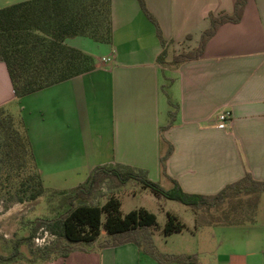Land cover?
Returning a JSON list of instances; mask_svg holds the SVG:
<instances>
[{
  "label": "crops",
  "instance_id": "crops-1",
  "mask_svg": "<svg viewBox=\"0 0 264 264\" xmlns=\"http://www.w3.org/2000/svg\"><path fill=\"white\" fill-rule=\"evenodd\" d=\"M18 1L0 0V7ZM144 1L164 47L137 0H111L112 38L92 40L89 51H101L92 70L17 98L0 60V106L19 103L18 119L44 186L69 191L96 167L116 164L145 169L164 188L175 181L195 194L216 193L245 172L264 180V0H248L239 22L220 25L198 58L176 66L168 64L173 53L198 44L209 12H231L235 0ZM69 39L74 40L66 38V44L81 49ZM163 49L165 63H160ZM173 105L175 118L161 129ZM225 109L232 117L220 126L218 113ZM162 138L172 145L166 175L159 162ZM186 225L164 234H179L185 242L180 249L156 248L194 253L197 264H264V224L223 225L227 232L219 229L215 243L202 249L196 244L195 216L193 225ZM192 241L193 246L186 244ZM98 242L46 264H163L134 242L102 247Z\"/></svg>",
  "mask_w": 264,
  "mask_h": 264
},
{
  "label": "trees",
  "instance_id": "trees-1",
  "mask_svg": "<svg viewBox=\"0 0 264 264\" xmlns=\"http://www.w3.org/2000/svg\"><path fill=\"white\" fill-rule=\"evenodd\" d=\"M143 13L156 28L161 45L165 39L156 18L144 0H137ZM248 0H235L231 12H209L208 26L201 32L198 44L174 53L170 65L196 59L206 43L224 23L239 22ZM86 36L96 42L109 43L112 38L111 0H22L0 7V60L6 65L15 97L20 98L47 86L64 81L95 68L94 57L73 46L65 39ZM165 50L157 60L165 63ZM174 110H169L171 125ZM165 142L159 162L166 175V160L172 151ZM135 179L149 186L156 194L191 206L195 212V228L204 224L236 225L255 221V210L264 180L249 172L213 194H195L183 191L174 181L166 189L147 176L145 169L129 165H104L93 169L88 179L78 188L67 190L47 189L36 161L29 135L20 119L4 106H0V202L36 201L46 194L61 197V211L49 217L30 221L27 234L0 244V264H46L66 257L75 249H86L104 230L106 238L98 246L134 242L159 263L179 262L197 264L194 253H165L153 241L151 229L157 225L156 214L145 207L123 213L121 201L109 194L102 203L93 202V196H102V188L109 189ZM213 210V211H212ZM187 227L174 212L167 211L162 228L165 235ZM42 230L53 237L37 245L36 233Z\"/></svg>",
  "mask_w": 264,
  "mask_h": 264
},
{
  "label": "rangeland",
  "instance_id": "rangeland-1",
  "mask_svg": "<svg viewBox=\"0 0 264 264\" xmlns=\"http://www.w3.org/2000/svg\"><path fill=\"white\" fill-rule=\"evenodd\" d=\"M69 38H74V40L69 39V41L77 46H80L81 50L91 54L94 58L101 56L100 50L95 49L93 51H89L90 45L93 43L91 38L86 36H74ZM163 74L167 76V72L164 71ZM5 107L8 108L9 112L16 120L19 118L20 110L17 100L8 103ZM69 174L72 175L74 173ZM102 193V196L94 195L92 201L102 203L106 200L110 194V189L107 184L103 185ZM115 196L121 201V210L123 213L141 206L147 208L148 210H153L157 217V225L152 228L154 232L153 238L154 244L159 250H178L181 248L183 243H185L179 234L165 236L162 232V228L167 217V210L174 212L188 225H193L195 212L191 206L177 200L167 198L162 194H156L149 186H145L132 178L127 181L126 184L118 188L115 192ZM60 201V195L51 192L50 194L39 197L36 201L12 203L4 200L0 202V244L4 240H11L27 234L30 228V221L38 217H49L56 214L58 211H61L64 206L60 205ZM255 222L257 227L264 224V191L261 193L260 202L255 210ZM227 227L228 226L223 225L216 227L212 224H204L198 227L196 242L197 247L201 249L211 247L217 238V236L214 237V235H217L219 229L221 228L226 229L227 232ZM229 237L231 238V236ZM104 238H106V233L103 230L96 239L95 243ZM51 239H53L52 236L42 230H39L36 233L35 243L37 245H42ZM186 244L193 246L194 242H187Z\"/></svg>",
  "mask_w": 264,
  "mask_h": 264
},
{
  "label": "built area",
  "instance_id": "built-area-1",
  "mask_svg": "<svg viewBox=\"0 0 264 264\" xmlns=\"http://www.w3.org/2000/svg\"><path fill=\"white\" fill-rule=\"evenodd\" d=\"M108 59H109L108 57H102L101 58L102 61H106ZM231 117H232V113L230 110H228V109L221 110L218 113V117H217L218 121L220 122L219 125L224 126L227 122L230 121Z\"/></svg>",
  "mask_w": 264,
  "mask_h": 264
}]
</instances>
